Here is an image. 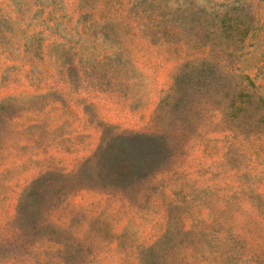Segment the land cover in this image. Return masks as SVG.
Masks as SVG:
<instances>
[{"label": "rangeland", "instance_id": "374dc122", "mask_svg": "<svg viewBox=\"0 0 264 264\" xmlns=\"http://www.w3.org/2000/svg\"><path fill=\"white\" fill-rule=\"evenodd\" d=\"M0 264H264V0H0Z\"/></svg>", "mask_w": 264, "mask_h": 264}]
</instances>
